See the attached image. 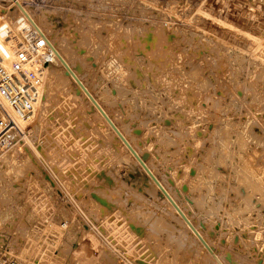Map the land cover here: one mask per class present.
<instances>
[{"label":"rangeland","instance_id":"1","mask_svg":"<svg viewBox=\"0 0 264 264\" xmlns=\"http://www.w3.org/2000/svg\"><path fill=\"white\" fill-rule=\"evenodd\" d=\"M20 1L225 263L264 264V0ZM121 80L125 103L107 105L101 91ZM75 88L0 0V107L16 134L0 151V254L20 264H211Z\"/></svg>","mask_w":264,"mask_h":264},{"label":"bare ground","instance_id":"2","mask_svg":"<svg viewBox=\"0 0 264 264\" xmlns=\"http://www.w3.org/2000/svg\"><path fill=\"white\" fill-rule=\"evenodd\" d=\"M9 1V0H8ZM18 2H19V4L21 5V7L23 8V9H25V11L27 12V14L29 15V17H31V19L33 20V22H34V24L36 25V27L37 28H39V30H40V32L36 29V28H34L32 25H31V23H29L28 22V20L26 19V17L22 14V12H21V10H19L12 2H10L9 1V4H10V6L12 5V7L14 8V10H16L17 12H18V17H20V19L22 20V22L26 25V27L27 28H29V30H31L32 32H33V34H34V36H35V38H36V40L38 41V43H39V45H40V47H42L47 53H48V55H49V57H51V59H52V61L55 63V65H57V67L58 68H60V70H61V72H62V75L64 76V78L68 81V82H70V83H72L76 88V91L78 90L79 92H80V94H81V97H83V99H84V101L85 102H87L88 103V105L90 106V108L94 111V114L96 115V117H97V120H99V122H100V124L101 125H103L102 127H104V128H106V130L111 134V136H112V138L114 137V139H116L117 141H118V143H119V145H120V147L122 148V150H123V152L126 154V155H128V157H130L131 159H132V161L136 164V166L138 167V169H139V172L142 174V176H144V178H146L147 180H148V182L151 184V186H152V189L154 190V192H155V194H156V191H157V187H156V185L154 184V182L151 180V178L147 175V174H145L144 173V171H143V169L141 168V166H140V164L138 163V161L136 160V158L135 157H133V155L131 154V152L122 144V142L120 141V140H118L117 139V137H116V135L113 133V131L111 130V128H110V126L105 122V120H103L102 119V117L99 115V113L95 110V108H93L92 107V105H91V102H89L87 99H86V97L81 93V91L79 90V88H78V86H77V84L76 83H74V81H73V79H72V77H71V75L69 74H67V72H66V70H65V68H64V66L61 64V62L59 61V59L57 58V56H56V53L63 59V61L65 62V64L66 65H68V67H70V69L73 71V73L77 76V78L79 79V81L84 85V87L87 89V91H89L90 92V94L92 95V97L94 98V100L100 105V107L102 108V110L104 111V113L109 117V119L110 120H112V122L114 123V125L116 126V128L118 129V131L120 132V134L122 135V137L123 138H125L128 142H129V144L131 145V147L133 148V150L135 151V153L139 156V157H141L142 158V160L144 161V164L149 168V170L151 171V173L157 178V180L159 181V183L161 184V186L163 187V189L165 190V192H167V194H169L170 195V197L173 199V201L176 203V205H177V207L180 209V211L181 212H183L184 213V215H186L187 216V218L189 219V221L191 222V224L193 225V227L196 229V231H198L199 232V234L201 235V237L203 238V240H205L206 241V243L209 245V247L211 248V249H213V251H214V253L216 254V256L219 258V260L221 261V263L222 264H226L225 263V261L223 260V258L221 257V255L216 251V249H214L213 248V246H212V242L210 243V241L207 239V237L205 236V234H203V232H202V230H200V228L204 225L202 222H198L197 224L192 220V218H191V216L189 215V212H187L185 209H183V207L181 206V204L179 203V201L177 200V198L174 196V194H172L171 192H170V190H169V188H168V186L163 182V180L162 179H160L159 177H158V175H156V173H155V171H154V169L151 167V165H150V163L148 162V157L146 156V155H144L145 154V152L147 153V151H145V152H142V151H140L139 149H137L136 148V146L133 144V142H132V140H131V138H135V134H134V136H132V134H131V138H129L128 137V135H126V133H124V131H123V126L121 127L120 125H118V123L116 122V120H114L113 119V117L109 114V112H108V110H106V109H108V107L107 108H105L104 107V105L103 104H105V103H101V100L99 101L98 100V98H96V96L93 94V92L90 90V88H89V86H87L86 85V83H84L83 82V80H82V77L79 75V73H78V71H77V69L75 68V66H73L70 62H69V60L68 59H70L69 57H68V55L67 56H65V53L63 54L62 52H63V47H60V48H62V50H60L59 48H58V46H56L55 45V41H52V39L47 35L48 33H46V31L40 26V24L36 21V19L34 18V16H33V14H32V12H30L28 9H26L25 7H24V5H23V3L20 1V0H17ZM52 26V25H51ZM14 28V27H13ZM15 29V28H14ZM14 31V30H13ZM93 34V33H92ZM91 35V34H90ZM42 37H44V39L42 38ZM89 37V36H88ZM75 38V37H74ZM85 37L83 36V39H84ZM71 39V38H70ZM81 39H82V37H81ZM83 39H82V41H83ZM87 40H89V39H87ZM85 41V42H88V41ZM96 41H97V39H95ZM92 42V41H91ZM90 42V43H91ZM25 43V42H24ZM77 43V42H76ZM20 44V43H19ZM57 44V43H56ZM24 45V44H23ZM58 45H60V44H58ZM72 45V44H71ZM75 46V45H74ZM19 48H20V46H19ZM65 48V47H64ZM69 48V47H68ZM71 48V47H70ZM75 48V47H74ZM82 48V47H81ZM33 50V49H32ZM68 49H67V46H66V50H64V51H67ZM26 51V50H25ZM31 51V50H30ZM78 51V50H77ZM69 52H70V50H69ZM74 52V51H73ZM95 52V51H94ZM68 53V52H67ZM29 54V53H28ZM82 54V53H81ZM88 54V53H87ZM30 55V54H29ZM79 55V54H78ZM94 55V54H93ZM96 55V54H95ZM128 55V54H127ZM67 57H68V59H67ZM32 58V57H31ZM87 58V57H86ZM173 58V57H172ZM80 59V58H79ZM81 59H82V57H81ZM90 59V58H89ZM88 59V60H89ZM179 59V58H178ZM83 60H84V58H83ZM87 60V59H86ZM96 60V59H95ZM95 60H89V61H91V62H94ZM41 61V60H40ZM88 61V62H89ZM97 61V60H96ZM95 61V62H96ZM82 62V61H81ZM87 62V61H86ZM111 62V61H110ZM84 63V62H83ZM82 63V64H83ZM105 63V62H104ZM84 64H86V63H84ZM83 64V65H84ZM89 64V63H88ZM92 63H90V65H91ZM96 66H97V64L96 63H94ZM112 64V63H111ZM110 64V65H111ZM117 64V63H116ZM81 65V64H80ZM79 65V66H80ZM109 65V66H110ZM154 65V64H153ZM38 66V65H37ZM45 66V65H44ZM82 66V65H81ZM92 66V65H91ZM99 66V65H98ZM116 66V65H115ZM171 66V65H170ZM89 67V66H88ZM95 66H93V68H94ZM38 68V67H37ZM81 68V67H80ZM82 68L85 70V67H83L82 66ZM92 68V67H91ZM104 68V67H103ZM102 68V69H103ZM43 69V68H42ZM89 68H87V70H88ZM110 69H112V67L110 68ZM180 69V68H179ZM87 70H85V71H87ZM90 70V69H89ZM99 70V69H98ZM113 70V69H112ZM127 70V69H126ZM95 71V70H94ZM117 71V70H116ZM121 71H122V69H121ZM185 71V70H184ZM92 72H93V69H92ZM106 72V71H105ZM111 72V71H110ZM112 72H114V71H112ZM120 72V71H119ZM125 72V71H124ZM123 72V73H124ZM49 73V72H48ZM85 73H87V72H85ZM96 73V72H95ZM102 73V72H101ZM152 73V72H151ZM36 74V73H35ZM87 74H89V73H87ZM107 74V73H106ZM55 75V74H54ZM126 75V74H125ZM168 75V74H167ZM176 75V74H175ZM49 76H50V74H49ZM89 76V75H88ZM108 76V75H107ZM128 76V75H127ZM158 76H159V74H158ZM166 76V75H165ZM52 77H53V75H52ZM57 77V76H56ZM122 77V76H121ZM129 77V76H128ZM160 77V76H159ZM173 77V76H172ZM47 78H48V76H47ZM51 78V77H50ZM54 78V77H53ZM53 78H52V80H53ZM58 78V77H57ZM56 78V79H57ZM96 79H97V76L95 77ZM94 78V80L95 81H97L96 79ZM99 78V77H98ZM123 78V77H122ZM144 78V77H143ZM158 78V77H157ZM56 79H54V80H56ZM126 79V78H125ZM124 79V80H125ZM129 79H131L130 77H129ZM45 80V79H44ZM53 80V81H54ZM124 80L122 81L121 80V82H118V83H114V86H113V90L110 92V91H101V97H103V100H105L106 101V104L108 105H117L118 107L119 106H122V104L123 103H125V101H124V99L123 98H126V96H127V92L129 91V90H131L130 88H128V87H130V86H128L127 87V85H126V83L124 82ZM128 79H126V81H127ZM133 80V79H132ZM143 80V79H142ZM153 79H151V81H152ZM52 81V82H53ZM103 81V80H102ZM139 81V80H138ZM137 81V82H138ZM146 81V80H145ZM195 81V80H194ZM55 82V81H54ZM58 82V81H57ZM111 82H113V81H111ZM116 82V81H115ZM137 82H134V83H137ZM196 82H198V83H202V82H200V81H196ZM204 82V81H203ZM51 82L49 81V84H50ZM94 83H97V82H94ZM100 83H102V82H100ZM124 83H125V85H124ZM140 83V82H139ZM176 81H175V85H176ZM180 83V81H178V84ZM184 83V82H183ZM197 83V84H198ZM60 84V83H59ZM58 83H56L55 85H53V84H50L51 86H57V85H59ZM129 84V83H128ZM172 84V83H171ZM185 84V83H184ZM191 84V83H190ZM196 84V85H197ZM138 85V84H137ZM61 86V85H60ZM95 86V85H94ZM93 86V87H94ZM172 86V85H171ZM105 87H106V85H105ZM139 87H140V85H139ZM179 87V86H178ZM192 87V86H191ZM194 87V86H193ZM51 88H53V87H51ZM111 88H112V86H111ZM173 88V87H172ZM177 88V87H176ZM56 89V88H55ZM60 88L58 87V90H59ZM64 89V88H63ZM135 89H136V87H135ZM199 89V88H198ZM178 90H179V88H178ZM177 90V91H178ZM181 90V89H180ZM60 91V90H59ZM64 91V90H63ZM66 91V90H65ZM134 91V90H133ZM155 91V90H154ZM182 92H183V90H181ZM181 91H179V92H181ZM78 92V93H79ZM130 92V91H129ZM136 92V91H135ZM173 92V91H172ZM150 93H151V91H150ZM175 93H177L176 91H175ZM198 93V92H197ZM132 94H133V92H132ZM180 97L177 99V100H179L180 102H181V105L180 106H177L178 107V112H180L181 114L183 113L184 115V117L185 118H187L188 120L189 119H191L190 118V111L188 110L189 108H187V106L189 105H191V104H189L188 102H187V100H185V98L183 99V97H184V94L183 93H177ZM134 95V94H133ZM139 95H141V94H139ZM177 95V96H178ZM138 96V95H137ZM143 96V95H142ZM131 97V96H130ZM177 98V97H176ZM74 99V98H73ZM118 99V100H117ZM130 99V98H129ZM133 100V99H132ZM185 100V101H184ZM197 100V99H196ZM137 101V100H136ZM142 101V100H141ZM214 101V100H213ZM121 102V103H120ZM128 102V101H127ZM118 103H120V105H118ZM135 103V102H134ZM191 103V102H190ZM60 104V103H59ZM176 104H177V102H176ZM175 104V105H176ZM180 104V103H179ZM128 105V104H127ZM106 106V105H105ZM62 108V107H61ZM67 108V107H66ZM116 109V108H115ZM127 109H128V107H127ZM111 110V109H110ZM119 110L120 111H122L121 110V108H119ZM90 111V110H89ZM116 111H117V109H116ZM119 111V112H120ZM124 111V110H123ZM126 111V110H125ZM130 111V110H129ZM116 113V112H115ZM121 113V112H120ZM149 113V112H148ZM122 114V113H121ZM181 114H180V116H181ZM130 115H132V114H130ZM136 115V114H135ZM139 115V114H138ZM143 115V114H142ZM176 115H177V117L179 116L177 113H176ZM115 116V115H114ZM118 116V115H117ZM133 116H134V114H133ZM116 118V117H115ZM129 118H130V116H129ZM137 118V117H136ZM175 118H176V116H175ZM180 118V117H179ZM182 119H183V117H181ZM217 118H219V117H217ZM131 119V118H130ZM178 119V118H177ZM129 120V119H128ZM127 120V121H128ZM96 121V120H95ZM127 121H126V123H127ZM147 121V120H146ZM178 121V120H177ZM124 122V121H123ZM134 122V121H133ZM145 122V121H144ZM149 122H150V120H149ZM90 123V122H89ZM211 123V122H210ZM219 123V122H218ZM130 124V123H129ZM128 124V125H129ZM138 124V123H137ZM141 124H144V123H141ZM226 124V123H225ZM149 125V124H148ZM208 125V124H207ZM217 126V125H216ZM135 127V126H134ZM139 127V126H138ZM218 127V126H217ZM129 128V127H128ZM132 128V127H131ZM155 128V127H154ZM179 128H181V127H179ZM205 128V127H204ZM137 130L139 129V128H136ZM135 128H134V130H136ZM144 129V128H143ZM156 129V128H155ZM168 129V128H167ZM224 129V128H223ZM146 130V129H145ZM170 130V129H169ZM222 130V129H221ZM130 131V130H129ZM132 131V130H131ZM154 131V130H153ZM126 132V131H125ZM140 132H142V131H139V133ZM144 133H145V131H143ZM148 132V131H147ZM196 132V131H195ZM216 132V131H215ZM100 133H101V131H100ZM132 133V132H131ZM134 133V132H133ZM143 133V134H144ZM161 133V132H160ZM207 133V132H206ZM214 133V132H213ZM141 134V133H140ZM216 134H218V132L216 133ZM215 134V136H217ZM153 135V134H152ZM186 135V134H185ZM150 136V135H149ZM156 136V135H155ZM144 137V136H143ZM151 137V136H150ZM211 137V136H210ZM218 137V136H217ZM137 138V137H136ZM141 138V137H140ZM208 138V137H207ZM221 138V137H220ZM145 139V138H144ZM169 139V138H168ZM167 139V140H168ZM223 139V138H222ZM98 140V139H97ZM141 140V139H140ZM153 140H155V139H153ZM215 140H217V139H215ZM138 142H139V140H137ZM150 141V140H149ZM149 141H148V143H149ZM156 141V140H155ZM169 142L171 141L170 139L168 140ZM206 141V140H205ZM247 141V140H246ZM160 142V141H159ZM166 142V141H165ZM174 142V141H173ZM219 142V141H218ZM154 143V142H153ZM157 143H158V141H157ZM171 143V142H170ZM213 143V142H212ZM110 144V143H109ZM108 144V145H109ZM151 144V143H150ZM166 144H168V143H166ZM189 144V143H188ZM151 145H153V144H151ZM156 145V144H155ZM155 145H153V146H155ZM244 145V144H243ZM148 146V145H147ZM260 146V145H259ZM158 147V146H157ZM175 148V147H174ZM178 148V147H177ZM156 150H157V148H156ZM185 151V150H184ZM184 151H182V152H184ZM214 151V150H213ZM107 152V151H106ZM123 153V154H124ZM152 153V152H151ZM156 153V152H155ZM171 153V152H170ZM187 153V152H186ZM154 154V153H153ZM163 154V153H162ZM189 154V153H188ZM113 155V154H112ZM152 155V154H151ZM164 155V154H163ZM163 155H162V157H163ZM168 155V154H167ZM171 155V154H170ZM182 155H184V154H182ZM262 155V154H261ZM160 156V155H159ZM159 156H157V157H159ZM168 157H170V156H168ZM191 157V156H190ZM167 158V157H166ZM177 158V157H176ZM225 158V157H224ZM112 159H113V157H112ZM122 159V158H121ZM159 159V158H158ZM197 159V158H196ZM199 159V158H198ZM260 159V158H259ZM160 160H162V159H160ZM160 160H158L159 162H160ZM175 161V160H174ZM206 161V160H205ZM158 162V163H159ZM176 162V161H175ZM186 162V161H185ZM207 162V161H206ZM119 163H120V160H119ZM171 163V162H170ZM199 163V162H198ZM162 165V164H161ZM249 165V164H248ZM258 165V164H257ZM164 166V165H163ZM162 166V167H163ZM259 166V165H258ZM185 167V166H184ZM246 167V166H245ZM262 167H263V165H262ZM155 168V167H154ZM195 168V167H194ZM201 168H204V167H201ZM163 169L164 170H162V172H163V175H164V177L169 181V179H170V181L169 182H172L174 185H179V181L182 179V177H181V175H178V168L176 167V164H166L164 167H163ZM189 171V170H188ZM207 171H208V169H207ZM239 171V170H238ZM182 174H184V172H182ZM187 174V173H186ZM242 174H243V172H242ZM249 174V173H248ZM197 175V174H196ZM247 175V174H246ZM185 176V175H184ZM190 176V175H189ZM213 176V175H212ZM210 178V177H209ZM189 179V178H188ZM238 179V178H237ZM261 179V178H260ZM192 180H193V178H192ZM239 180H241V179H239ZM242 181V180H241ZM186 182V181H185ZM259 182V181H258ZM184 183V182H183ZM190 183V182H189ZM188 183V184H189ZM228 183V182H227ZM242 183V182H241ZM185 184V183H184ZM197 184H199V183H197ZM210 184V183H209ZM243 184V183H242ZM200 185V184H199ZM248 185H249V183H248ZM254 185V184H253ZM262 185V184H261ZM211 186V185H210ZM229 186V185H228ZM174 187V186H173ZM177 187V186H176ZM175 187V188H176ZM197 187V186H196ZM203 187V186H202ZM251 187V186H250ZM204 189L206 188V186L205 187H203ZM188 189V188H187ZM196 189H198V188H196ZM179 190V189H178ZM206 190V189H205ZM197 191V190H196ZM202 191V190H201ZM183 192V191H182ZM181 192V193H182ZM191 192H193V189H192V191ZM203 192V191H202ZM207 192H208V190H207ZM207 192H205V193H207ZM221 192V191H220ZM219 192V193H220ZM189 193V192H188ZM204 193V192H203ZM213 194V193H212ZM205 195V194H204ZM157 196H158V194H157ZM186 196V195H185ZM200 196H201V194H200ZM159 197V196H158ZM192 197V196H191ZM202 197V196H201ZM234 197H235V195H234ZM197 198V197H196ZM186 199H187V196H186ZM185 199V200H186ZM192 199V198H191ZM209 199V198H208ZM164 203H165V205H167V207L169 208V210L175 215V217L177 218V220L180 222V224H181V226H182V228H184V231L186 230L187 232H188V234H189V236H190V238H191V240L194 242V243H196V245H197V247L200 249V250H202V252L207 256L206 258H208V260L210 261V263L211 264H216V262L214 261V260H212V257L209 255V253L207 252V250L206 249H203V247L201 246V244L199 243V241L197 240V238H196V236L194 235V233L189 229V227L187 226V224L186 223H184L183 222V220L181 219V217L179 216V214L175 211V209L171 206V204L167 201V199L166 200H163V199H161ZM188 200H190V199H188ZM203 200V204H205V202H204V199H202ZM202 200H201V202H202ZM240 200V199H239ZM238 200V201H239ZM208 201V200H207ZM213 201V200H212ZM189 202V201H188ZM190 202H192L191 200H190ZM193 202L196 204H198V201L197 202H195L194 201V199H193ZM200 201H199V205H201L202 206V208H203V204L201 203ZM237 202V201H236ZM209 203V202H208ZM207 203V204H208ZM193 204V203H192ZM212 204V203H211ZM220 204V203H219ZM225 204V203H224ZM191 205V204H190ZM206 205V204H205ZM214 205V204H213ZM199 207V206H198ZM224 207V206H223ZM192 208V207H191ZM195 208H196V206H195ZM216 209V208H215ZM220 209V208H219ZM203 210V209H202ZM197 211V210H196ZM210 212V211H209ZM201 213V212H200ZM172 214V215H173ZM213 215V214H212ZM235 215V214H234ZM203 217H204V214H203ZM160 219V218H159ZM202 219V218H201ZM203 220H204V218H203ZM236 221V220H235ZM165 222V221H164ZM205 223V222H204ZM225 223V222H224ZM157 226V225H156ZM209 226V225H208ZM214 226H215V224L213 223L212 225H211V228H210V231L213 233L212 234V236H214L215 235V237H216V235H217V237L219 238L220 236H219V234L221 233V230L220 229H218L217 228V230H216V228H214ZM225 228V227H224ZM225 232V231H224ZM227 233V232H226ZM238 234H239V232H238ZM257 236V235H256ZM259 236V235H258ZM223 237H224V235H223ZM233 237V236H232ZM237 237V236H236ZM226 238V237H225ZM229 239V238H228ZM219 240L220 241H222V239H221V237L219 238ZM218 240V241H219ZM236 241V240H235ZM231 242V241H230ZM238 242V241H237ZM226 243V242H225ZM219 244V243H218ZM239 244V243H238ZM235 246V245H234ZM240 246V245H239ZM252 246H253V243H252ZM227 247V246H226ZM223 248H224V246H223ZM246 248V247H245ZM261 248V247H260ZM248 249V248H247ZM244 250V249H243ZM264 250V249H263ZM258 251V250H257ZM231 252V251H230ZM229 252V253H230ZM253 252V251H252ZM243 253V252H242ZM259 253V252H258ZM25 254V253H24ZM203 254V255H204ZM241 255V254H240ZM244 256V255H243ZM233 257H234V255H233ZM235 257H236V255H235ZM240 257V256H239ZM238 258V257H237ZM245 258H246V256H245ZM261 259V258H260ZM238 260V259H237ZM240 260V259H239ZM238 260V261H239ZM246 260V259H245ZM245 260H244V262H245ZM106 261L107 260H105V264H106ZM247 261V260H246ZM255 261V260H254ZM257 261H258V259H257ZM262 261V260H261ZM250 262V261H249ZM103 263H104V261H103ZM134 263V262H133ZM238 263H240V262H238ZM237 263V264H238ZM108 264H109V262H108ZM135 264V263H134ZM243 264V263H242ZM245 264H246V262H245ZM247 264H248V262H247ZM262 264V263H261Z\"/></svg>","mask_w":264,"mask_h":264},{"label":"water","instance_id":"3","mask_svg":"<svg viewBox=\"0 0 264 264\" xmlns=\"http://www.w3.org/2000/svg\"><path fill=\"white\" fill-rule=\"evenodd\" d=\"M9 1L12 2L19 10H21L22 14L26 17V19L28 20V22L31 23V25L40 32L39 28L36 27V25L34 24L33 20L31 19V17H29V15L25 11V9H23L21 7V5L19 4V2L17 0H9ZM42 38L44 39V37H42ZM56 56L59 59V61L61 62V64L64 66L67 74L68 75L69 74L71 75L74 83L77 84V86H78L79 90L81 91V93L86 97V99L89 102H91L92 107L95 108V110L99 113V115L102 117V119L105 120V122L110 126L111 130L116 135L117 139L120 140L122 142V144L131 152V154L133 155V157L136 158V160L140 164L141 168L143 169L144 173L147 174L151 178V180L154 182V184L157 187L156 194H158V196L161 199H163V200H166L167 199V201L171 204V206L179 214V216L181 217V219L183 220V222L186 223L187 226L189 227V229L194 233V235L196 236L197 240L199 241V243L201 244V246L203 247V249H206L207 250V252L209 253V255L212 257V260H214L216 262V264H222L221 261L219 260V258L214 253L213 249H211L209 247V245L206 243L205 240H203V238L201 237V235L199 234V232L196 231V229L193 227V225L191 224V222L189 221V219L187 218V216L184 215V213L180 211V209L177 207L176 203L173 201V199L170 197V195L167 194V192H165V190L163 189V187L161 186V184L159 183V181L157 180V178L151 173V171L149 170V168L144 164V161L142 160V158L139 157L135 153V151L133 150V148L131 147V145L129 144V142L125 138L122 137V135L120 134V132L118 131V129L116 128V126L114 125V123L112 122V120H110L109 117L104 113V111L102 110V108L100 107V105L94 100V98L92 97V95L90 94V92L87 91V89L79 81V79L73 73V71L70 69V67H68V65L65 64V62L63 61V59L57 53H56Z\"/></svg>","mask_w":264,"mask_h":264},{"label":"built area","instance_id":"4","mask_svg":"<svg viewBox=\"0 0 264 264\" xmlns=\"http://www.w3.org/2000/svg\"><path fill=\"white\" fill-rule=\"evenodd\" d=\"M37 47V46H36ZM17 68V64H15ZM7 110L0 107V151L8 150L14 145L16 134L15 123L12 121L11 115ZM14 126V127H13ZM0 264H20L19 260L12 256L0 254ZM117 264H134L133 261L126 259L119 260Z\"/></svg>","mask_w":264,"mask_h":264}]
</instances>
